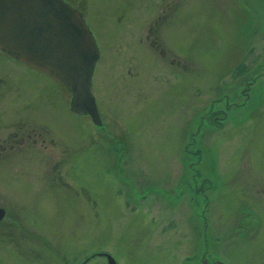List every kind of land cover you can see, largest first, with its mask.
<instances>
[{"label":"rangeland","instance_id":"374dc122","mask_svg":"<svg viewBox=\"0 0 264 264\" xmlns=\"http://www.w3.org/2000/svg\"><path fill=\"white\" fill-rule=\"evenodd\" d=\"M76 1L101 53L91 82L101 126L0 50L22 115L58 140L53 151L0 150L2 220L23 230L22 248L0 224V264L101 263L103 252L180 264L264 244V0H175L159 20L168 0ZM6 91L0 124L18 110ZM248 203L259 224L238 207ZM39 249L41 259L18 253Z\"/></svg>","mask_w":264,"mask_h":264},{"label":"water","instance_id":"95a60500","mask_svg":"<svg viewBox=\"0 0 264 264\" xmlns=\"http://www.w3.org/2000/svg\"><path fill=\"white\" fill-rule=\"evenodd\" d=\"M0 50L52 77L70 93L71 112L102 125L91 86L100 53L81 11L64 0H0Z\"/></svg>","mask_w":264,"mask_h":264},{"label":"flooded vegetation","instance_id":"af4514ba","mask_svg":"<svg viewBox=\"0 0 264 264\" xmlns=\"http://www.w3.org/2000/svg\"><path fill=\"white\" fill-rule=\"evenodd\" d=\"M68 3H70L77 11H81V13L83 14V3H78L76 0H64ZM163 1V0H162ZM161 1V2H162ZM169 3H167L166 5H164V7H162L163 4L157 6L158 8V12L156 13V18L157 20L161 19V17L163 16V13L166 12V10L168 9V7H173L175 0H168ZM168 6V7H167ZM264 21V19H263ZM145 38H148V35L146 37L145 34ZM161 53L165 54V51L163 49H161ZM4 57L6 56V58L8 60H5V62H7L9 65H11V67L13 68H22L23 70H28L31 71L33 73H37L40 74L42 77H44L45 79L52 81V83H56V81L46 75L45 73H43L40 70L34 69L32 67H29L28 65H25L24 63L18 61L17 59H14L13 57H11L10 55H8L6 52H3ZM99 62V59H98ZM97 62V63H98ZM98 65V64H97ZM96 65V66H97ZM96 68V67H95ZM253 75H257V74H253ZM2 78V77H1ZM0 78V86H2L3 89L7 90L5 92L4 96H7L8 93L11 94V92H16L17 94L14 95L13 98H15L16 100H18V102H16L17 108L18 110H12V106H9L10 112H9V108H7L8 112L11 114L9 115V120L5 121V123L0 124L2 127L0 133H5V135L2 134V137H0V143L3 142V145L5 147H0V150L5 151V150H9L12 153H15V155H20L23 154L27 151H29V149L32 146H37V144H39L41 146V148H47L48 146H50V149L53 151V146L52 144H55V139L52 136V133L50 130H48L47 127H45L46 125H41V124H37L35 123L36 121H32V124H29V121L26 116H23L20 109H27L26 107L29 108L28 103L25 102V100H22V94L23 91H21L19 89V84L18 81L19 79H15L14 77L12 78L10 75H5V77H3L2 79ZM50 83V84H52ZM17 84V86H16ZM52 93V91H48L47 95H50ZM45 94V93H44ZM41 95V94H40ZM22 101H21V100ZM10 103L12 101H9ZM52 104V102H51ZM13 120V121H12ZM1 123V122H0ZM48 127H50L48 125ZM52 130V129H51ZM3 131V132H2ZM53 131V130H52ZM55 132V131H53ZM56 133V132H55ZM52 146V147H51ZM0 151V153L2 152ZM8 151V153H9ZM49 155H51V157L53 156L54 152H48ZM13 156L14 155H10ZM8 156V157H10ZM16 157V156H15ZM28 158H30V156H27ZM27 158V159H28ZM26 159V160H27ZM59 165V162H56ZM239 209L241 211L243 210H252V215L251 217H244L245 219L250 218L253 223L256 222L254 220V218L258 220L259 224V220L260 218L255 217L256 215V210L255 207L253 208L251 204L248 203V205L246 204H242L238 206ZM6 212L4 213L5 217L8 213V210H5ZM257 216V215H256ZM249 220V219H248ZM3 223V224H2ZM1 225H4V229L2 231V233L7 234L5 235L7 237V239L10 240V242L15 241L17 246H20L23 248V238H22V232L23 230L21 229V225L19 224H15L13 223V221H5L2 220V222L0 223ZM246 226V224H244ZM252 224L249 225V227H245L248 230H252L251 228ZM32 236H36L38 239L40 236L39 233H35L32 234ZM37 239V240H38ZM19 249V248H18ZM42 249L37 250L36 252H31V251H25V252H18L21 256L25 257H33L31 254H34V256H38L39 259H41V256L44 257L43 255L40 254ZM244 251L240 252L239 254H235V252L233 250H229V251H218V252H207V253H197V254H186V255H182V259L180 260V264H255L257 263L256 261H258V263L264 264V244H261L260 246L258 245V248H252L250 249V251H246L245 249H243ZM37 253V254H35ZM104 253V252H103ZM95 255V254H94ZM97 255V254H96ZM99 256V255H98ZM22 257V258H23ZM92 257V255H91ZM94 257V256H93ZM99 257H102L104 260H106V262H101V263H90V264H138L140 259H133V260H122V261H111V262H107V257L103 254H100ZM36 259V258H35ZM91 258L89 256L85 257V260L83 262H80L79 264H86L89 262ZM256 260V261H255ZM66 261V260H65ZM241 261V262H239Z\"/></svg>","mask_w":264,"mask_h":264}]
</instances>
